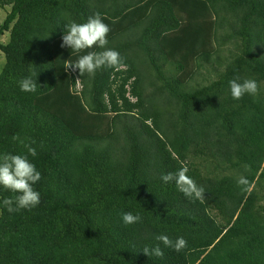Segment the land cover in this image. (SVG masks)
<instances>
[{"label": "trees", "instance_id": "1", "mask_svg": "<svg viewBox=\"0 0 264 264\" xmlns=\"http://www.w3.org/2000/svg\"><path fill=\"white\" fill-rule=\"evenodd\" d=\"M5 7L0 153L26 152L14 135L35 141L41 202L0 207V264H264V0H0ZM96 13L123 63L73 72L79 55L102 49L62 47L65 25ZM33 72L41 87L21 91ZM195 77L204 82L194 87ZM236 78L256 79L258 93L234 100ZM182 167L205 189L202 201L160 179ZM13 195L0 189V200ZM128 211L142 222L124 225ZM161 234L187 247H165ZM156 244L162 256L142 252Z\"/></svg>", "mask_w": 264, "mask_h": 264}, {"label": "clouds", "instance_id": "2", "mask_svg": "<svg viewBox=\"0 0 264 264\" xmlns=\"http://www.w3.org/2000/svg\"><path fill=\"white\" fill-rule=\"evenodd\" d=\"M110 26L104 23L102 15L96 13L89 16L86 22L77 23L71 21L65 25L62 36V47L70 48L79 54L87 49L99 48L102 51H87L84 55H79L78 59L71 66L78 69L80 74H95L97 70L103 68H117L122 65L123 57L117 50L107 48L108 34ZM21 91L35 93L37 91V74L31 73L18 81ZM40 86V85H39ZM41 87V86H40ZM230 93L234 100H239L245 95L255 96L259 91L258 81L254 78L240 80L239 78L229 81ZM22 145L26 152L0 153V189L8 190L14 195L0 200V207L6 208L9 213L20 210H32L41 202V194L35 189V185L41 180V172L30 157H37V149L32 146L35 141L28 142L27 138L22 139L19 135L12 137ZM188 169L182 167L175 172L162 174L160 179L165 184L174 183L177 190L195 202L202 201L206 192L188 174ZM238 185H247L248 180L241 177L237 181ZM121 220L124 225H132L142 222L139 213L131 211L123 212ZM156 240L165 247L172 248L180 252L187 247V241L183 236H178L175 240L168 235L161 234L156 236ZM142 252L149 256L160 257L163 251L159 244L155 246H145Z\"/></svg>", "mask_w": 264, "mask_h": 264}, {"label": "rangeland", "instance_id": "3", "mask_svg": "<svg viewBox=\"0 0 264 264\" xmlns=\"http://www.w3.org/2000/svg\"><path fill=\"white\" fill-rule=\"evenodd\" d=\"M9 10V7H5V8H0V24L3 22L4 17L6 15V12ZM8 40V33L5 32L4 34L0 35V42L1 43H5ZM4 64V56L3 54L0 52V72L2 69V66ZM166 70H168V68H166ZM204 71V70H203ZM152 73H155L152 69H151ZM204 73V72H203ZM154 78V79H153ZM156 74H153L152 79L153 81H156ZM204 81L201 80L198 77L194 78V84H192L194 87L195 86H199L200 84H202ZM151 96H152V102H155L157 105L159 106H163L162 105V101L164 100L165 97L161 98L158 94H156L153 90L151 91ZM161 102V103H160ZM160 103V104H159ZM164 109L167 108V106L163 107Z\"/></svg>", "mask_w": 264, "mask_h": 264}, {"label": "built area", "instance_id": "4", "mask_svg": "<svg viewBox=\"0 0 264 264\" xmlns=\"http://www.w3.org/2000/svg\"><path fill=\"white\" fill-rule=\"evenodd\" d=\"M72 71L74 72V71H76V69H72ZM79 85V84H78Z\"/></svg>", "mask_w": 264, "mask_h": 264}]
</instances>
